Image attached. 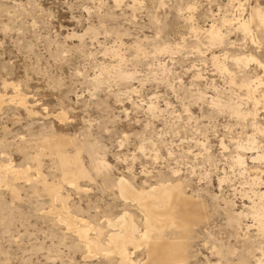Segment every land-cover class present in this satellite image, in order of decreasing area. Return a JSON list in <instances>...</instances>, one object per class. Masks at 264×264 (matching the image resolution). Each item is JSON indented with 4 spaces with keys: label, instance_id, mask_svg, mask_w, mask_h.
I'll return each mask as SVG.
<instances>
[{
    "label": "rangeland",
    "instance_id": "rangeland-1",
    "mask_svg": "<svg viewBox=\"0 0 264 264\" xmlns=\"http://www.w3.org/2000/svg\"><path fill=\"white\" fill-rule=\"evenodd\" d=\"M256 9L0 0V264H123L108 225L122 216L128 264H264ZM120 180L170 190L176 224L144 237L148 212Z\"/></svg>",
    "mask_w": 264,
    "mask_h": 264
},
{
    "label": "bare ground",
    "instance_id": "bare-ground-1",
    "mask_svg": "<svg viewBox=\"0 0 264 264\" xmlns=\"http://www.w3.org/2000/svg\"><path fill=\"white\" fill-rule=\"evenodd\" d=\"M252 17L254 19H256L261 26L264 27V13L261 12V10H259V9L254 10ZM246 23L243 22L240 26L242 29L248 30V29H246L247 28ZM210 31H213V30H210ZM210 31H209V33H210ZM210 36L213 39L219 35H217V32H216V35H214V33L211 32ZM211 38H210V41H211ZM212 41H214V40H212ZM57 152L60 153V150L57 149ZM60 160L62 161L64 166L68 165V163H69L68 160L63 156L61 157ZM9 172L13 173V170L9 169ZM119 186H120V194L122 197H124L125 199L132 200V201H136V202L138 201V204H140L142 206V208L146 209L148 212V215H147V218L145 221L147 224V227H146V232L143 235L144 237L148 238L147 237L148 232L150 233V232L160 231L161 228L163 227L164 219H165V221L168 222L169 225H174V223H175L174 219H176V218H174L175 216H173V212H174L173 210L174 209H172L170 206H165L166 204L162 205V203H163L162 201L170 198L169 195L172 194V193H169L170 190H168L167 188H164V187H161V188L157 187V188L151 189L150 191H146L145 193L144 192L138 193V192L134 191L123 180L119 181ZM174 189H175V187H174ZM172 191H173V189H172ZM147 195H148V198L146 199ZM149 198H151V199L153 198V201H149V200H151ZM147 212H146V214H147ZM71 224H72V222H69L68 225H71ZM108 225H110L111 227H113L115 229L117 228V229H123L124 230V234H122V235L120 233L111 235L110 241H111V244L114 246V248L119 252L120 256L122 257L121 259H123V264H128L127 261L129 260V258H128V253H127L128 251H126V249H127L126 246L129 243H132V244L136 243V241L134 239V232L136 231V227L133 224H128L124 220L123 216L118 218L114 223H109ZM85 235L86 234L84 231L83 232L81 231L79 233V236L82 238L83 237L85 238ZM97 247H98L97 245L93 244V248L97 249ZM177 261H179V260H177Z\"/></svg>",
    "mask_w": 264,
    "mask_h": 264
}]
</instances>
